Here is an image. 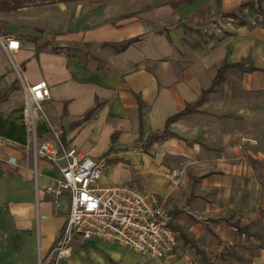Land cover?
Here are the masks:
<instances>
[{
    "label": "crops",
    "instance_id": "1",
    "mask_svg": "<svg viewBox=\"0 0 264 264\" xmlns=\"http://www.w3.org/2000/svg\"><path fill=\"white\" fill-rule=\"evenodd\" d=\"M176 1L80 0L0 12V37L21 43L16 51L0 44V264H36L37 251L38 264L43 252L54 262L69 201L55 207L46 187L60 169L35 155L32 140L54 139L55 130L65 146L108 156L102 183L131 182L163 198L179 232L168 259L76 238L58 264H208L204 256L264 264V24L248 8L239 13L247 24L227 16L244 0L172 7ZM48 12V21L40 18ZM130 38L138 39L122 52L110 45ZM225 64L207 100L170 124L176 136L144 147ZM41 79L51 95L42 112L30 113L25 86Z\"/></svg>",
    "mask_w": 264,
    "mask_h": 264
},
{
    "label": "built area",
    "instance_id": "2",
    "mask_svg": "<svg viewBox=\"0 0 264 264\" xmlns=\"http://www.w3.org/2000/svg\"><path fill=\"white\" fill-rule=\"evenodd\" d=\"M0 44L14 51L21 46L19 39L9 37H0ZM25 92L30 113L42 112L51 95L48 81L41 79L25 86ZM61 135L60 130H55L54 139L39 144L34 133L32 140L35 155L45 157L60 169V175L46 187L54 196L55 207L61 206L63 197L69 201L68 218L49 261L58 264L69 257L76 238L114 242L151 259L172 257L179 232L165 200L131 182L102 183L109 167L108 156L95 158L76 147L65 146Z\"/></svg>",
    "mask_w": 264,
    "mask_h": 264
},
{
    "label": "trees",
    "instance_id": "3",
    "mask_svg": "<svg viewBox=\"0 0 264 264\" xmlns=\"http://www.w3.org/2000/svg\"><path fill=\"white\" fill-rule=\"evenodd\" d=\"M69 1H80V0H0V12L3 13H10L13 11H18L19 9L22 8H27V7H33V6H48V5H55L61 2H69ZM188 0H179L171 4L172 7H176L179 4L183 2H187ZM264 0H244L241 3L240 10L238 12H231L227 16L231 17L235 20H237L241 24H247L248 21L245 18V16H242L239 14L241 12V9L248 8L250 12H256L257 14L261 15L264 17V8L262 6ZM243 11V10H242ZM138 38H130L126 39L120 43H111V47L116 52H122L126 50L133 42H135ZM61 47H56L54 48V51H59ZM229 65L225 64L221 68H219L217 75L215 76L212 85L209 88H206L203 90L202 95L200 98L192 103L188 104L185 109L182 111L174 114L173 116L169 117L167 119V128L161 132H156L152 134L151 136L148 137L146 140L144 147L149 146L150 144L165 139L168 136H176L175 133H173L170 129L169 126L172 122L177 121L179 118L183 117L184 115H187L189 113H192L197 110L198 107H200L208 98L209 93L216 87L218 86L225 78V72L228 69ZM249 70H253V68H249ZM99 105H96L93 109H91L88 113H86L80 120L76 121L74 125H80L82 122L90 119L91 117L94 116L98 109ZM112 152V149L109 151ZM240 232H248L247 227H240L237 226ZM175 228V227H174ZM176 229V228H175ZM259 238L264 240V235H259ZM264 246V242L262 243ZM205 261L208 264H213L207 257L204 256ZM226 264H234L232 262H227Z\"/></svg>",
    "mask_w": 264,
    "mask_h": 264
},
{
    "label": "rangeland",
    "instance_id": "4",
    "mask_svg": "<svg viewBox=\"0 0 264 264\" xmlns=\"http://www.w3.org/2000/svg\"><path fill=\"white\" fill-rule=\"evenodd\" d=\"M233 11H236L237 12V8H235ZM250 12V11H249ZM246 13H244L242 16H245V18H246ZM250 17H252V18H254L255 19V21L256 20H258L259 22H261L262 24H264V17L261 19L260 18V16L258 17V14L256 13V12H250V15H249ZM43 18V19H45V21H48L49 20V18H50V13L48 12V13H43V14H41V16H40V18ZM218 24L220 25V22H218ZM43 25H48V23H43ZM107 175V173L105 174V176ZM103 183H107L106 182V180H103ZM43 254V256L40 258L41 260V263L42 264H46L45 263V261H44V259H45V253L43 252L42 253ZM142 255V254H141ZM144 258H148L147 256H145V255H142ZM35 258H36V264H38V251L35 253ZM227 260V259H226ZM225 260V261H226ZM225 261L224 262H222V261H220V262H218L217 261V263L216 264H225ZM50 264H55L54 262L52 263H50Z\"/></svg>",
    "mask_w": 264,
    "mask_h": 264
}]
</instances>
